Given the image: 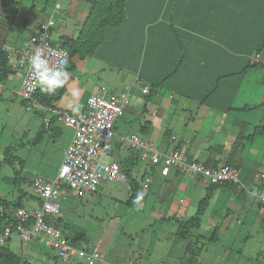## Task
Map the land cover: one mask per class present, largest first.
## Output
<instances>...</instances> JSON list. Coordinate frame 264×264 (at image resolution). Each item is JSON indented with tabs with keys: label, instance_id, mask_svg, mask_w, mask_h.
Listing matches in <instances>:
<instances>
[{
	"label": "crops",
	"instance_id": "crops-1",
	"mask_svg": "<svg viewBox=\"0 0 264 264\" xmlns=\"http://www.w3.org/2000/svg\"><path fill=\"white\" fill-rule=\"evenodd\" d=\"M133 2L136 5L133 4L126 25L121 31L112 33L98 50V56H88L99 58L112 71L116 70L117 82L123 86L120 92L128 91V100L122 110V113L125 111L122 125L118 123V128L131 126V133L155 143L162 151L173 147L168 138L176 135L181 148L191 159L209 161L212 163L210 166L231 164L240 169L242 181L247 184L256 182L258 173L264 170V141L253 134L264 125V68L248 67L246 54L254 52L264 39V0H177L172 4L169 0ZM19 3L0 0V52L7 54L11 69L6 78L0 80V108L7 111L16 109L15 101L20 97L18 90L26 66H16V58L28 48L30 39L14 46L8 43L15 23L27 26L26 12L18 9ZM66 4L65 10L62 7L61 12L55 14L57 24L52 31L55 43L64 35L77 36L87 13L85 0H66ZM16 13L19 19H15ZM51 13L31 23L30 36L35 26ZM145 87L148 91H144ZM86 104L87 101L79 110L84 109ZM38 109L40 113L47 114L42 112V108ZM50 118L57 119L53 114ZM52 125L53 121L48 127ZM73 132L72 128L63 153ZM115 133L124 136L118 129ZM255 142L261 144L262 152L251 150ZM113 144L119 149L120 144ZM138 152L141 153L139 149L134 151L136 155ZM114 154L117 159L116 152ZM119 156L121 160L127 157ZM141 161L144 197L152 195L147 185L152 184L156 193L162 191V182H166L165 190L177 188L184 173L173 169L167 173L170 176L165 177L167 174L162 173L158 166L148 168V162ZM145 174L151 179L148 184L144 182ZM183 183L187 184V189L179 203L185 199L193 201V194L202 191L206 194L211 187L206 179L193 174L188 175V183ZM211 190L210 202L219 208H213L210 202L208 204L213 208L207 218L208 225L212 222L211 227H219L223 215L231 218L232 211L252 213L260 215V218L264 216V205L253 197H247L231 182L219 183ZM190 200L178 208L181 218L193 205ZM38 206L30 203L28 207H21L31 210ZM16 212L17 209H14L13 213ZM228 228L226 225V230ZM12 237L0 248V264H14L9 261L14 258L8 256L10 252L16 253L12 247L16 249L17 256L30 262L29 257L37 253L36 245L22 241L18 236L17 239ZM88 241L96 251L104 254L101 241ZM137 253L132 260L141 262V254H148V250ZM76 264H84L81 257Z\"/></svg>",
	"mask_w": 264,
	"mask_h": 264
},
{
	"label": "rangeland",
	"instance_id": "rangeland-1",
	"mask_svg": "<svg viewBox=\"0 0 264 264\" xmlns=\"http://www.w3.org/2000/svg\"><path fill=\"white\" fill-rule=\"evenodd\" d=\"M14 1H20L17 5L18 9L26 12L24 18L28 22L26 27L19 23L14 24L8 41L11 46L20 44L30 37L31 23L41 16L49 15L56 0ZM32 4L34 8L30 9ZM61 4L65 10L66 0H62ZM14 17L19 19L17 13ZM74 61L75 66L67 71L68 81L59 88L63 92L57 100L50 102L51 106L74 113L72 107L79 108L84 105L95 90H100L109 97L113 92L121 94L120 90L123 86L117 82L116 70L112 71L108 65H104V61L96 57L82 60L78 56ZM15 102L16 109L7 111L0 108V198L10 201L21 200L26 207L30 203L38 206L39 200L38 207H40L42 200L34 192L30 175L37 172L49 179L57 176L64 157L63 150L70 140L73 127L57 119H54L53 125L48 127L46 120L48 116L52 117L51 111L47 112L48 115L40 113L33 104L28 103L29 107L25 105L21 97L16 98ZM124 113L125 111L115 122L112 137L113 142L120 144L122 139L121 135L115 133L117 129L122 135H133L131 133L133 129L129 125L118 128V123L122 125ZM206 127L209 129V126ZM41 132L43 136L36 141ZM257 137L264 141V135L258 134ZM251 150L262 152V146L259 142H255ZM118 154L122 157L127 156L129 151L125 146L120 145L116 150V156L121 158ZM102 159L108 161L110 155L106 154ZM140 162L142 161L139 160L132 169L138 179H141L143 171ZM181 175V181L174 190L163 189L166 182H162V191L157 193L152 184L147 185L152 195L143 198L139 210L134 203H127L130 190L125 179L102 181L96 192L67 189L60 198V204L64 222L70 226L65 227V225L61 228L66 235L73 234L72 229H75L82 232L89 240L101 241L104 252L103 255L101 254L103 264L104 262L127 264L128 260L139 254L137 253L139 250L142 252L144 249L148 250V254H141V264H264V216L260 218V215L252 213L232 211V220L229 215H223L219 227H211L212 222L209 225L207 223L210 210L212 207L219 209L211 201L212 207L209 204L201 215L199 228L191 229L187 239H182L176 234L177 220L194 216L198 203L206 195L205 191H202L193 194V201L185 199L184 202L179 203V199L181 200L183 192L187 189V184L183 182L188 183L189 173L185 172ZM169 176L170 174H167L165 177ZM161 195L164 196L159 202ZM247 197L252 198L250 195ZM187 200L192 201L193 205L189 207L184 218H181L178 208L185 205ZM226 225L229 226L227 230ZM213 232H215L214 238ZM12 238L17 239L16 234ZM25 242L33 243L37 248V253L29 257L32 264H76L78 260L76 257L70 263L66 262L58 256L57 250L45 241L31 238ZM11 249L17 253L14 247ZM134 250H137L136 254ZM20 258L19 264L27 261L26 258L21 256ZM82 261L84 264H99L98 259L90 261L83 257Z\"/></svg>",
	"mask_w": 264,
	"mask_h": 264
},
{
	"label": "built area",
	"instance_id": "built-area-1",
	"mask_svg": "<svg viewBox=\"0 0 264 264\" xmlns=\"http://www.w3.org/2000/svg\"><path fill=\"white\" fill-rule=\"evenodd\" d=\"M53 24L54 21L50 20L49 24L36 28L30 39L32 49H27L17 56L16 66L27 68L18 94L28 103L42 108V112L51 111L57 120L72 126L74 132L65 150L57 176L49 179L37 172L31 175L30 182L34 192L42 200L41 206L31 210L23 207L17 209L15 215L18 222L16 225L7 224L0 228V248L16 234L22 241L31 238L45 241L56 249L58 256L66 262H71L75 257H85L90 261L98 259L101 263L103 261L101 253L95 250L88 252L86 249L74 246L65 232L60 227L48 223L46 217L57 216L61 213L60 198L64 196L68 188L96 192L102 181L125 179L121 165L114 156L112 137L115 121L126 106L128 91L120 95L112 93L109 97L98 90L88 97L85 108L79 110L78 113H69V111L39 102L35 93L41 91V88L30 71V57L37 51H41L51 67L62 70L69 61L68 51L61 46L54 45L50 40L48 26ZM251 61L264 65V57L261 54H254ZM144 91H148V88L145 87ZM49 118L47 117L46 120L47 125L51 122ZM176 138L175 135L171 136V140ZM121 139L122 146L141 151L140 158L148 161L149 168L150 165H159L164 174L174 169L180 173L186 172L201 176L211 184L231 182L243 193L264 201V170L258 173L256 182L247 184L240 178V169L231 164L220 163L210 166L203 161L191 159L182 148H172L164 152L155 143L142 140L136 134L124 135ZM106 154L110 155V159L103 161L102 158ZM150 180V176L146 175L145 184H148ZM29 219H33V222L28 223ZM127 264H140V262L130 260Z\"/></svg>",
	"mask_w": 264,
	"mask_h": 264
},
{
	"label": "trees",
	"instance_id": "trees-1",
	"mask_svg": "<svg viewBox=\"0 0 264 264\" xmlns=\"http://www.w3.org/2000/svg\"><path fill=\"white\" fill-rule=\"evenodd\" d=\"M61 1L62 0L55 1V5H54L51 15L45 21H41L35 26L30 36V39L32 38V35H34L36 28H38L40 25L49 24V21L53 20L54 24L48 26L50 40L54 45L56 44L58 46H61L62 48H65L69 53V61L66 67L64 68L65 71H69L75 66L74 58L76 56H78L82 60L87 58L88 56H93V55L98 56L100 54V51L98 50L107 40H109L112 33L114 34V33L121 31V29L129 21L128 19H130V12L133 6L136 5L133 2V0H85V6H87L86 7L87 13L85 15V18L83 19V21L81 22L79 26V29H78L79 32L77 36L64 35L58 39V43H55L53 41L52 31L57 24L56 19H55V14L62 8ZM175 1L177 0H169V4H172ZM140 2L143 3V0H139V3ZM30 39H29V46L27 49H32V45L30 44ZM27 49L23 51L25 52ZM254 54H261L262 56H264V39L262 42H260L257 45L254 52H252L251 54H249L248 52L246 54V59L249 62L248 67L261 66L264 68V65L260 62L259 63L251 62V57ZM8 61L9 59H8L7 54L4 51H1L0 52V80L5 79L11 70L8 64ZM25 75H26V71L23 77ZM62 92L63 90H59V89H56L55 92H53L52 94L39 91L35 93V97L37 100H39V102H42L43 104H46V105L47 104L50 105V102H52V100H57ZM22 102L25 105L28 104L26 100L22 99ZM53 120L54 119H52V121ZM114 128H115V124H114ZM256 131L257 132L253 134L264 135V125L262 126L261 130H259L258 128ZM42 136H43V132L39 133V135L36 138V141L40 140ZM171 136L172 135L169 136L168 140L173 144L172 148H181V143L178 141L179 139L176 138L175 140H171ZM113 149H114V152H116L118 147L115 144H113ZM129 150H130V154L127 157H124V159L122 158V160L121 158L117 157L116 160H118V162L120 163L121 169L126 175V179L129 184L130 195L127 200V203L132 204L136 197L137 192H142L141 183L143 179L136 178L132 173V169L134 168L136 164L135 162L141 159L140 153L138 152L139 155L138 154L136 155L134 153V151L136 150L128 149V151ZM168 151H164V152H168ZM206 164L211 165L212 163L208 161ZM153 166H158L161 171V167L159 165H150V168H152ZM148 168H149V165H148ZM146 175L147 174H145L144 176V180H145ZM217 185L218 184H211V187L207 190V193L204 196V198L200 200L198 204V209L194 216L187 218V219H182V220H179L180 219L179 218L177 220L178 221L177 234L179 237H181L182 239H187L190 234L191 229L199 228L201 226V215H203L205 209L207 208L210 202V198L212 195L211 188L216 187ZM0 200H1L0 203L2 204V207L0 208V228L1 226L7 225V224L15 226L16 223L18 222V218L13 213V210L21 208V206H23V204L21 203V200L10 201L6 198H0ZM260 204L264 205V201H260ZM46 221L60 228L61 226L63 227L65 225H66L65 227L70 226L69 224H66L64 222V217L62 213L58 214L57 216H51V217L47 216ZM32 222H33V219H29L28 223H32ZM215 232H213L212 237L215 236ZM67 237L74 246H79L81 248L84 247L87 249L88 252L92 250L96 251V248L94 249L91 243H89L88 241L89 239L86 238L85 235H83V233L80 232L79 230H74L73 234L71 235L69 234L67 235ZM188 245L190 246V244ZM9 255H11L14 258L13 260L12 259L9 260L11 263H14V264L20 263L21 258L20 256H17L16 253L10 252L8 256ZM23 264H32V263L29 261H24Z\"/></svg>",
	"mask_w": 264,
	"mask_h": 264
},
{
	"label": "clouds",
	"instance_id": "clouds-1",
	"mask_svg": "<svg viewBox=\"0 0 264 264\" xmlns=\"http://www.w3.org/2000/svg\"><path fill=\"white\" fill-rule=\"evenodd\" d=\"M29 63H30V71L32 72L36 81L39 83L41 91L43 92L52 94L53 92H55L56 89L63 87L65 83L68 81L69 73L65 70L51 67L49 65L48 59L42 54L41 51H37L34 55H32L30 57ZM253 63H257V62H253ZM72 110L73 112H76V113L79 112V108L77 106H73ZM143 198H144V193L137 192L136 197L133 201V203L137 206V210H139L140 207H142L141 201L143 200Z\"/></svg>",
	"mask_w": 264,
	"mask_h": 264
}]
</instances>
